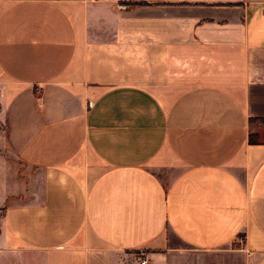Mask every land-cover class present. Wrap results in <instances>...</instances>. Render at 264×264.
I'll return each instance as SVG.
<instances>
[{
    "label": "crops",
    "instance_id": "obj_1",
    "mask_svg": "<svg viewBox=\"0 0 264 264\" xmlns=\"http://www.w3.org/2000/svg\"><path fill=\"white\" fill-rule=\"evenodd\" d=\"M143 259L264 264V0H0V264Z\"/></svg>",
    "mask_w": 264,
    "mask_h": 264
},
{
    "label": "built area",
    "instance_id": "obj_2",
    "mask_svg": "<svg viewBox=\"0 0 264 264\" xmlns=\"http://www.w3.org/2000/svg\"><path fill=\"white\" fill-rule=\"evenodd\" d=\"M144 263H145V260L144 259L140 261V264H144Z\"/></svg>",
    "mask_w": 264,
    "mask_h": 264
},
{
    "label": "rangeland",
    "instance_id": "obj_3",
    "mask_svg": "<svg viewBox=\"0 0 264 264\" xmlns=\"http://www.w3.org/2000/svg\"><path fill=\"white\" fill-rule=\"evenodd\" d=\"M257 139H261V138H257Z\"/></svg>",
    "mask_w": 264,
    "mask_h": 264
}]
</instances>
